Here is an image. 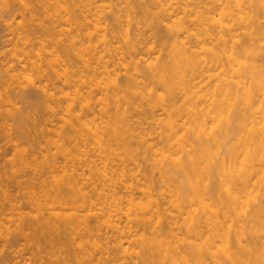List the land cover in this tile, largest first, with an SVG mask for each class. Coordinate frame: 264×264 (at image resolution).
<instances>
[{
  "label": "bare ground",
  "instance_id": "6f19581e",
  "mask_svg": "<svg viewBox=\"0 0 264 264\" xmlns=\"http://www.w3.org/2000/svg\"><path fill=\"white\" fill-rule=\"evenodd\" d=\"M2 22L10 29L11 47L0 59V148L12 152L0 150V264H124L131 240L122 231L127 217L112 215L119 228L102 221L110 219L113 198L126 204L130 196L145 194L171 215L156 229L143 219L133 224L142 239L131 245L137 251L128 264H264V0H0ZM126 27L129 42L123 44ZM102 34L107 42L97 45ZM146 39L161 53L166 110L132 95L141 87L138 81L155 82L152 73L141 66L132 77L117 68L121 75L108 91L128 95V114L122 118L123 103H113L106 117L112 126L142 128L171 113L170 126L144 128L158 153L131 142L143 166L137 188L126 189L135 181L125 168L124 183L105 189L110 195L99 191L100 172L93 177L95 189L86 185L87 197L64 185L49 194L52 178L65 169L87 176L94 159L92 167L109 174L122 165L115 156L97 157L94 141L71 126L60 147L50 143L66 101L53 113L42 88L60 95L78 78L94 82L103 75L104 60L108 67L118 62V45L125 60L135 59L145 54ZM62 66L72 77L67 84L53 71ZM104 91L93 88L92 98ZM73 107L78 112L80 102ZM95 111L85 109L81 118ZM118 139L106 136L101 143L116 148ZM65 149H71L72 160ZM80 149L87 159L75 158L84 156ZM173 197L175 207L169 205ZM87 211L93 213H85V220L72 218ZM84 240L94 243L78 246Z\"/></svg>",
  "mask_w": 264,
  "mask_h": 264
},
{
  "label": "clouds",
  "instance_id": "9594fccd",
  "mask_svg": "<svg viewBox=\"0 0 264 264\" xmlns=\"http://www.w3.org/2000/svg\"><path fill=\"white\" fill-rule=\"evenodd\" d=\"M99 11V9H98ZM100 14H103V11H100ZM132 23V17L129 15L126 19V24L130 25ZM178 23V21H175ZM174 25H169L172 27ZM103 26L101 25V28ZM95 34V33H94ZM107 36L106 34H102L99 36L97 40V45L106 44ZM129 42L128 29L127 27L124 30L123 44H127ZM119 49V60L112 67H108V61L104 60V53H101L100 59L104 60V68L102 69L103 75L100 76L98 80L94 82L90 80H85L82 77L78 78L75 82V87H73L70 91H63L60 95H57L55 90L49 91L47 85L42 88V92L46 95L49 100L48 107L49 109L55 113L57 112L56 104L61 100H65L66 104L63 106V114L59 117L61 121L58 125H55L50 131L55 133L56 139L50 141V143L57 145L60 147L62 141L60 139L64 129L67 126H71L76 129L77 133L81 136V138L91 139L94 141L92 144L93 149H99L100 151L97 153V157L99 156H115L118 158L120 165L122 168L119 173L113 170L112 174L104 171L103 168L97 166L92 167V165L97 164V160L94 159L91 161L89 165V175L85 176L83 172L75 174V169L73 168L71 171L67 169L63 170L60 175L54 176L53 186L48 189V193H55L59 186H67L74 193L79 194L82 197L88 196V191H85V187L88 184L92 185V188L95 189L97 185V181L93 178L96 172H100L104 176L103 187L99 189L102 194L110 195V193H106L105 189H108L112 185L117 183L123 184L125 181V172L124 169H128L130 176L133 181L129 182L125 185L126 189L129 192H133L137 188V185L140 183L139 175L142 169V164L140 161L134 158L133 153L136 151L130 147L132 141H136L139 144H142L147 152L149 149L159 152L158 148H155V144L153 141V136L151 133H145L144 128H147L148 125L155 124L156 126L167 125L170 126L173 121L171 119V113H169L168 118H165L161 115L158 119L148 120L144 126L141 127H133L132 123L129 124H117L112 126L109 124L106 117L109 114V110L112 107V104L115 103L117 107H120L123 103V111L121 112V117L125 118L128 114V104L130 103L127 94L115 95L109 93V89L113 88L117 85V78L121 75L120 72H117V68L123 69L124 74L135 77L136 74L140 71L141 66L144 69L149 71L155 76V82L151 85L145 83L144 81H138L141 87L136 88L132 91L133 96H137L143 102H148L153 108H161L165 109V106L168 102V88L165 84L164 74L159 71V66L161 62V53L155 51L154 43H150L148 39L145 40L144 45V55H140L138 58L132 59L129 58L125 60V53L122 50V45H118ZM105 51H112L111 49H105ZM59 62L57 59L54 63ZM52 64V63H50ZM56 72L58 78H64L65 84L69 83L72 79L70 75V70L67 67L62 66L61 69H53ZM26 79H28L26 77ZM87 86V87H86ZM84 89L83 91L81 89ZM93 88H103L105 89L104 93L101 96L92 98V89ZM80 102V110L78 112H73V105L77 102ZM93 106L96 107V111L92 115L91 118H81L83 116L84 110L88 109L92 111ZM78 122L77 124L73 123V120ZM137 125L139 121H134ZM175 131V130H174ZM118 136V147L109 148L108 145L102 144L101 141L105 139L106 136ZM171 135V133L169 134ZM183 133H180L172 140V143H176L180 136ZM81 152L84 153L83 157L76 156V159H87V151L85 149H80ZM71 149H65V155L69 160L73 159V156L70 154ZM55 155V153H53ZM164 157H160L157 159V163L160 162V159ZM103 160L99 161V164H104ZM264 180V177H262ZM230 186L226 187V191H229ZM141 189V188H140ZM143 189H148L147 187H143ZM143 200L144 203L140 204L139 201ZM50 201L54 202V197L50 196ZM151 201V202H149ZM115 205L112 213L109 214L108 217L110 219H104L102 224L108 225L109 228L116 227L119 228L118 224H115L112 221V215L115 213H120L122 216L127 217V222L125 223L123 232H127L131 236V240L128 242L129 246L127 250L124 251L125 261L124 264H128L127 258L131 257L137 250L131 245L133 242L142 239L141 236L136 235V230L133 228V224L140 219H143L147 223H150L153 229L158 228L167 218L168 215H171L168 207H165L161 210L160 200L153 198L151 195L145 194L144 197L140 199H136L134 196H130L127 200L126 204H121L119 199L113 198L110 202ZM51 205V203L49 204ZM169 205L172 207L176 206V197H173L172 200L169 201ZM78 207H83V205H78ZM51 208V207H50ZM59 211L58 209L52 210V213ZM85 213H93L92 211L84 212L82 215H76L72 218L77 219L78 221L85 220ZM97 213V212H96ZM116 219H120V216H117ZM86 222V221H85ZM231 227V225H229ZM90 242L88 240L82 241L78 246L83 247ZM95 247L99 248V244H95Z\"/></svg>",
  "mask_w": 264,
  "mask_h": 264
},
{
  "label": "rangeland",
  "instance_id": "374dc122",
  "mask_svg": "<svg viewBox=\"0 0 264 264\" xmlns=\"http://www.w3.org/2000/svg\"><path fill=\"white\" fill-rule=\"evenodd\" d=\"M1 24V23H0ZM4 24V22H2V24L0 25V44L2 45V48H0V51H1V53H0V59H5L6 57H5V51H7V48L10 46V44L8 45V43H9V36H8V33L7 32H10V29L8 28V27H6L5 26V24ZM2 25H3V27H2ZM8 28V29H7ZM8 30V31H7ZM7 34V35H6ZM11 37V36H10ZM5 43H7L6 45H5ZM0 45V46H1ZM5 45V46H4ZM11 47V46H10ZM9 47V48H10ZM8 48V49H9ZM4 50V51H3ZM7 53V52H6ZM2 55H4V56H2ZM5 57V58H4ZM1 62H3V60H1ZM0 62V63H1ZM5 62V61H4ZM0 68H2V67H0ZM0 77H1V75H0ZM0 80H2V78L0 79ZM2 82V81H1ZM22 104H23V102H21V107H22ZM25 107V106H24ZM24 107H22V108H24ZM0 150H1V152H4V150H5V152L4 153H6V154H8L10 151H11V148H9V146H4V149H3V147L2 148H0ZM7 151V152H6ZM0 152V154H2V155H4L3 153H1ZM12 152V151H11ZM10 152V153H11ZM2 155H0L1 157H2ZM9 156V155H8ZM5 157V156H4ZM7 158V157H6ZM2 159V158H1Z\"/></svg>",
  "mask_w": 264,
  "mask_h": 264
}]
</instances>
